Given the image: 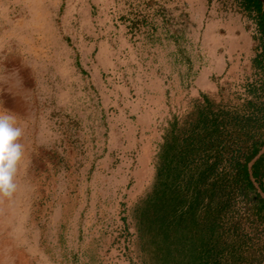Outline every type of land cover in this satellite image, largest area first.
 Masks as SVG:
<instances>
[{"label":"rangeland","instance_id":"374dc122","mask_svg":"<svg viewBox=\"0 0 264 264\" xmlns=\"http://www.w3.org/2000/svg\"><path fill=\"white\" fill-rule=\"evenodd\" d=\"M258 23L243 0H0V112L24 132L0 264H154L135 208L164 127L201 93L264 99Z\"/></svg>","mask_w":264,"mask_h":264},{"label":"trees","instance_id":"16d2710c","mask_svg":"<svg viewBox=\"0 0 264 264\" xmlns=\"http://www.w3.org/2000/svg\"><path fill=\"white\" fill-rule=\"evenodd\" d=\"M243 1L264 32L262 2ZM246 95L230 103L201 93L164 127L150 191L135 208L154 264H264V241L234 205L264 232V99Z\"/></svg>","mask_w":264,"mask_h":264},{"label":"clouds","instance_id":"9594fccd","mask_svg":"<svg viewBox=\"0 0 264 264\" xmlns=\"http://www.w3.org/2000/svg\"><path fill=\"white\" fill-rule=\"evenodd\" d=\"M23 134L14 115L0 112V201L12 198L18 189L16 177L24 157Z\"/></svg>","mask_w":264,"mask_h":264},{"label":"water","instance_id":"95a60500","mask_svg":"<svg viewBox=\"0 0 264 264\" xmlns=\"http://www.w3.org/2000/svg\"><path fill=\"white\" fill-rule=\"evenodd\" d=\"M261 2H262V4H263V7H264V0H260Z\"/></svg>","mask_w":264,"mask_h":264},{"label":"crops","instance_id":"0c3cea01","mask_svg":"<svg viewBox=\"0 0 264 264\" xmlns=\"http://www.w3.org/2000/svg\"><path fill=\"white\" fill-rule=\"evenodd\" d=\"M197 77H198V79H200V78H201V76H200V75H198Z\"/></svg>","mask_w":264,"mask_h":264}]
</instances>
